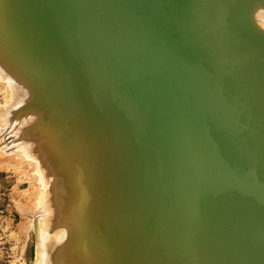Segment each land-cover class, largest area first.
Returning <instances> with one entry per match:
<instances>
[{"label": "bare ground", "instance_id": "1", "mask_svg": "<svg viewBox=\"0 0 264 264\" xmlns=\"http://www.w3.org/2000/svg\"><path fill=\"white\" fill-rule=\"evenodd\" d=\"M7 1L0 58H12L17 67L10 72L27 70L23 88H16L29 90L35 77L49 81L54 94L60 91L59 104L76 108L80 118L100 106L92 112L101 122L91 131L94 142L58 161L72 178L70 194H58L71 198L68 214L76 220L72 234L45 235V242L56 241L44 264L264 261V163L229 130L231 110L221 106L235 94L245 102L243 116L256 115L252 127L264 139V36L244 6L259 0H192L200 23L189 0ZM4 66L8 60L0 61ZM69 79L90 103L81 100L85 94L76 97ZM149 103L171 111V127L180 132L172 148L161 136L137 131V119L150 118L141 111ZM132 107L138 142L123 110ZM219 136L230 143L220 153L222 166L206 152ZM74 145L72 139L62 148ZM206 158L211 168L202 165Z\"/></svg>", "mask_w": 264, "mask_h": 264}, {"label": "rangeland", "instance_id": "2", "mask_svg": "<svg viewBox=\"0 0 264 264\" xmlns=\"http://www.w3.org/2000/svg\"><path fill=\"white\" fill-rule=\"evenodd\" d=\"M3 3L7 5L3 6ZM8 3L7 0H0V12L5 8L0 18H9L6 14ZM245 5H248L251 26L260 36H264V2ZM6 60L10 66L0 67V264H34L38 245L41 248V264H44L45 254L47 251L51 253L56 241V238H52L48 242L46 240L47 244L45 235H55L54 232L61 230L72 234V221L76 220L75 215L68 214L71 198L58 194L59 190L68 194L72 190L69 170L58 161H62L68 153L72 155L71 151H77L82 144L90 146L94 142L91 131L100 127L101 122L98 118L93 120V117L100 106L92 103V112L96 113L93 115L88 111L91 116L80 118V113L75 112L76 108L72 110L70 106L59 104L63 99L60 98V91L54 94L52 88L55 86L46 80L39 82L37 77L32 79L30 89L22 92L19 88H23L21 86L24 84L20 76L27 70L22 72L17 68L15 72H10L9 68L17 65L8 54L7 58H0L3 65ZM69 81L72 86L76 83L72 79ZM75 86H78V90L75 87L72 90L80 99L86 91L77 83ZM63 97L67 99V96ZM81 100H85L84 104L90 103L86 94ZM72 139L76 145L62 148ZM107 151L114 155L119 153L114 149ZM127 214L125 217L129 221L130 212ZM157 246L160 248L159 244ZM120 264L128 263L122 261Z\"/></svg>", "mask_w": 264, "mask_h": 264}, {"label": "water", "instance_id": "3", "mask_svg": "<svg viewBox=\"0 0 264 264\" xmlns=\"http://www.w3.org/2000/svg\"><path fill=\"white\" fill-rule=\"evenodd\" d=\"M189 2L192 5V0H189ZM258 2H259L258 4H261V2H264V0H261V1L259 0ZM251 5L253 6L254 4L251 3ZM192 9H193L195 17L197 16L196 19H197L198 23H200L201 21H199V19H198L197 10L193 5H192ZM250 21L251 20H249V22ZM129 28L130 27H128V29ZM198 36L200 37V39L206 38L205 33L203 32L202 29H200ZM139 38L140 37H136L135 39H139ZM194 53L197 55L196 51H194ZM82 70L84 73L86 72L85 71L86 69L82 68ZM95 77H98V79L101 78V76L99 74H95ZM207 77L209 79L210 76L207 75ZM211 77H212V75H211ZM100 82L103 83V85L100 87L98 86V87L100 89H102L103 91L107 92L109 85L104 81L103 82L100 81ZM232 99H233L232 102H227V103L221 102V106L223 108V111H226L227 109L231 110V117L228 115L229 118L226 119V121H227L226 124H227V126H229V130L233 133V135L237 136V138H239V140L241 142H243L244 140L247 141V143L249 145L248 150H249L250 154L253 157H255L256 159H259L260 161H262L264 163V139L262 137V133H261L260 129H258V131H257V129L252 127L253 122L257 121V117L254 113H249L248 116L244 117L240 111V108H242V111H243V108L245 109V107H244L245 102L237 99L235 94H234V98H232ZM218 104L220 106V101H218ZM125 109H123L124 115H127L126 120H127L128 124L130 125L131 120H132L131 116H134V112H133L134 108L132 107L131 109H128V108H125ZM141 111H142V113L149 115L150 118L148 121L143 119V122L139 121L136 118L138 123H139V127L137 128V131L139 133H145V134H147V136H149L151 133L153 135H155L156 137L161 136L162 139L169 145L170 148H172L174 145L177 144L178 139L180 137V132L177 129H173L171 127V122L173 120V117H171V111L170 110H168L166 108H162L160 106L155 107L149 103L148 107L142 109ZM255 117H256V119H255ZM129 121H130V123H129ZM130 127H131V125H130ZM131 129L133 130V134L136 138L137 131L135 132L133 127H131ZM135 140L137 141V138ZM216 143H217L216 146L206 149V152H207V155L211 159L214 158L216 160V165L222 166V156L220 155V153H222L223 148H224V152H225V150L230 145V143L228 141L222 142L221 136L216 138ZM169 155L172 156L173 154L169 153ZM177 156L180 157L179 155H177ZM193 161H195L194 158H193ZM209 161L210 160L209 159L207 160V158H206V161L202 165L205 164L206 167L211 168L209 165L210 164ZM195 164H196V167L199 166L196 162H195ZM210 177H211V175H210ZM229 220L232 221L231 219H229ZM242 230H244V229H242ZM239 238H240L241 243H245L246 247L249 249V244H250L249 242L250 241L247 238V236L245 234H243V235H240ZM254 246H256V244H254ZM257 263L258 264H264V261H262V262L259 261Z\"/></svg>", "mask_w": 264, "mask_h": 264}]
</instances>
